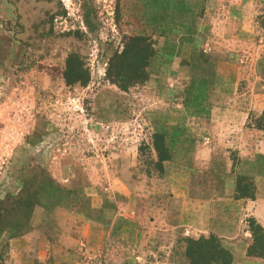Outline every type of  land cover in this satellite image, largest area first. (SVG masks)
Instances as JSON below:
<instances>
[{"label": "rangeland", "instance_id": "374dc122", "mask_svg": "<svg viewBox=\"0 0 264 264\" xmlns=\"http://www.w3.org/2000/svg\"><path fill=\"white\" fill-rule=\"evenodd\" d=\"M207 2L0 0V264H56L50 249L67 247L77 251L74 264H128L122 232H151L162 203L174 228L138 264H189L188 239L210 237L187 235L178 223L176 187L191 169L194 140L205 145L212 108L249 105L264 82V71L244 59L264 57V48L212 43ZM131 37L147 39L155 54L146 80L122 91L106 73ZM71 55L88 70V86L67 85ZM232 65L243 76L238 91L218 94L216 72ZM248 118L264 131V112ZM156 135L170 157L162 170ZM232 159L237 177L264 176V161ZM38 188L47 192L35 206ZM21 200L34 207H11ZM21 219L26 228L18 230Z\"/></svg>", "mask_w": 264, "mask_h": 264}, {"label": "crops", "instance_id": "0c3cea01", "mask_svg": "<svg viewBox=\"0 0 264 264\" xmlns=\"http://www.w3.org/2000/svg\"><path fill=\"white\" fill-rule=\"evenodd\" d=\"M207 5L208 15L214 16L210 25L212 43L264 48V0H208ZM244 59L254 64L256 69L264 71V57L256 61L251 56ZM220 64L225 68L229 66V63ZM230 67L233 71L220 69L216 72L214 89L218 94L233 95L238 91L243 76L240 70L236 71L237 66ZM260 88L252 94L253 100L249 105L220 103L212 108V132L204 139V146L201 139L194 140L197 146L191 154V169L186 170L187 174L176 187L179 226L185 227L187 235L217 236L223 248L231 254L232 264L257 263V259L248 256L252 234L244 229L246 220L254 219L264 229V176L257 174L254 177L256 192L253 200L235 199L239 173L232 159L235 153L243 162L264 161V131L250 127L248 122L251 112H264V82ZM243 110L250 111L249 115ZM195 136L192 134V137ZM219 166L223 167L222 173H213V168ZM158 208L161 209L157 211L158 217L152 224L160 225L161 232L155 226L148 233L122 232L119 239L130 256L127 258L128 264L144 263L148 254H155L160 246L158 243L171 235L170 230L174 225L169 207L162 203ZM38 213L44 216V209L38 210ZM123 217L131 221L135 214ZM90 234L87 232L85 235L89 237ZM51 249L56 264H74L76 250L71 252L67 247L58 252L55 248ZM100 249L103 252L102 246ZM59 254L64 258H59ZM261 261L264 262V258Z\"/></svg>", "mask_w": 264, "mask_h": 264}, {"label": "trees", "instance_id": "16d2710c", "mask_svg": "<svg viewBox=\"0 0 264 264\" xmlns=\"http://www.w3.org/2000/svg\"><path fill=\"white\" fill-rule=\"evenodd\" d=\"M154 54V48L147 39L143 37H131L126 39L123 52L121 54H117L111 59L106 73V79L111 84L118 86L122 91H128L130 88L135 87L146 80V69ZM64 79L69 86L81 85L86 87L89 85V72L76 55H71L68 58ZM155 139L156 149L158 151V167L160 168V165L169 161L170 157L161 146L164 141L163 136L156 135ZM160 169L162 170V168ZM45 186L53 187L57 190V186H55V184L51 181L46 183ZM42 191L43 193L47 192L45 189L42 190L41 188H38L32 195L34 201L37 203L35 206L42 203ZM255 192L253 181H247L243 177H237L235 199L253 200L255 198ZM11 207L13 209L22 207L24 212H28V209H32L34 205L21 200L14 202ZM13 209L12 213H15ZM25 215L28 214H24L22 216ZM248 223L249 231L252 234V243L248 248V256L255 259H263L264 229L254 219L248 220ZM14 226L18 230L25 229V220L21 219V223L17 222ZM188 243L189 247L186 250V254L189 264H232L231 254L223 248L220 239L215 235H210L209 238L201 237L197 241L188 239Z\"/></svg>", "mask_w": 264, "mask_h": 264}]
</instances>
